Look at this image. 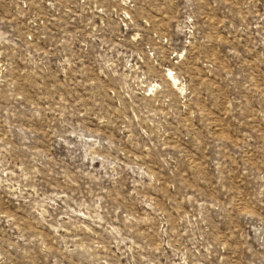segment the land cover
Listing matches in <instances>:
<instances>
[{"label": "rangeland", "instance_id": "rangeland-1", "mask_svg": "<svg viewBox=\"0 0 264 264\" xmlns=\"http://www.w3.org/2000/svg\"><path fill=\"white\" fill-rule=\"evenodd\" d=\"M0 264H264V0H0Z\"/></svg>", "mask_w": 264, "mask_h": 264}, {"label": "bare ground", "instance_id": "bare-ground-1", "mask_svg": "<svg viewBox=\"0 0 264 264\" xmlns=\"http://www.w3.org/2000/svg\"><path fill=\"white\" fill-rule=\"evenodd\" d=\"M174 80H176V79L174 78Z\"/></svg>", "mask_w": 264, "mask_h": 264}]
</instances>
